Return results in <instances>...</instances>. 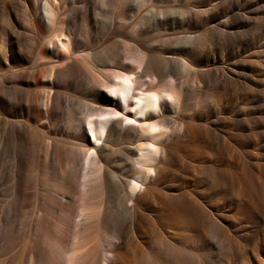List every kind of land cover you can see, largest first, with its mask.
Instances as JSON below:
<instances>
[{
	"label": "bare ground",
	"instance_id": "bare-ground-1",
	"mask_svg": "<svg viewBox=\"0 0 264 264\" xmlns=\"http://www.w3.org/2000/svg\"><path fill=\"white\" fill-rule=\"evenodd\" d=\"M112 2L10 0L5 9L0 264H195L182 248V232L217 237L219 220L227 218L225 206L208 200L214 156L205 153L202 163L198 153L188 162L190 177L203 184L194 189L168 164L179 161L185 141L215 133L213 94L226 85L240 98L228 118L253 145L250 168L260 197L250 192L246 214L258 211L257 224L240 226L236 255L241 264H264V91L258 88L264 86V19L255 18L264 0H229L226 81L214 78L221 67L210 56L203 72L185 76L183 69L198 59L169 55L168 42L132 21L112 14L100 28ZM198 17L208 25L213 12L188 10L189 29L200 28ZM218 44L212 36L202 51ZM188 47L193 52L190 41ZM125 55L133 60L122 69ZM69 230L78 243L62 260L60 243Z\"/></svg>",
	"mask_w": 264,
	"mask_h": 264
},
{
	"label": "rangeland",
	"instance_id": "rangeland-1",
	"mask_svg": "<svg viewBox=\"0 0 264 264\" xmlns=\"http://www.w3.org/2000/svg\"><path fill=\"white\" fill-rule=\"evenodd\" d=\"M8 6H11L10 0H0V32L7 21L5 9ZM228 7L229 0H113L105 19H100L99 27L103 29L106 20L110 19L112 14L117 16V19L132 21L142 26L149 34L168 42L171 52L169 55L180 59L191 58V56L198 59L195 66L188 64V67L183 69L182 72L185 76L195 68L198 72H203L207 56H210L211 64L216 68L221 67L214 78L222 77L226 81L229 80L228 69L230 67L223 25L227 19ZM190 9L197 11V13L210 9L213 12V18L207 25L205 20L198 17L196 23L200 24V28L197 31L189 29L185 17ZM41 14L46 16V8L43 5L41 6ZM255 18L264 19V10L255 15ZM194 34L199 35L195 40L192 37ZM212 36L214 41L219 43L218 48H208L207 51L203 52L202 47ZM189 41L194 46L193 52L188 47ZM132 60L131 56L125 55L121 61L122 69L127 68L125 64ZM226 87L220 90L215 89L213 94V116L218 121L214 125L215 133L212 137L205 139L200 136L185 141L180 145L181 158L179 161L168 164V169L178 170L182 184L194 189L201 183V180L195 181L190 177L187 171L188 162L195 158L198 153H200V162L202 163H204L205 153L214 156L210 166L213 167L216 181L209 192L208 200L215 206H225L228 210L227 218L222 217L219 220V224L223 228L222 231H218L217 237L211 231L195 233L192 230H184L182 232V248L191 253L195 264H241L242 254L239 257L236 255L235 246L236 244L238 246L243 244L238 242L237 236L245 230H239V228L241 225H248V229H252L257 224L258 211L252 210L251 214H246V208H249L247 203L248 197H251L250 192L253 193L257 201L260 199L259 192L256 190L257 187L252 182L250 168V162L253 159L250 160L249 155L253 145L245 143V132L228 118L232 108L239 106L240 98L235 96L229 85ZM258 88H263L262 91H264V86L261 85ZM249 98L247 96L243 100L248 101ZM259 102L264 103V97ZM199 106L202 110L203 105L200 103ZM263 153L264 150H261L260 154ZM231 154L234 155L233 159L230 157ZM221 179L223 182H219ZM199 181L200 183H198ZM25 225H27V221H24ZM10 235L13 236L11 233ZM63 236L65 238L60 243L62 249L60 258L62 260L74 253L75 250L72 247V253L68 255L70 245L78 243V239L72 230ZM227 237H230L229 242L222 244ZM9 254L8 252L7 256ZM6 264H11V262L7 261Z\"/></svg>",
	"mask_w": 264,
	"mask_h": 264
}]
</instances>
